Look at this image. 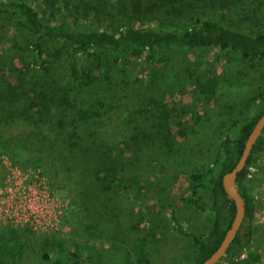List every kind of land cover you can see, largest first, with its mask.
Instances as JSON below:
<instances>
[{"label": "trees", "instance_id": "16d2710c", "mask_svg": "<svg viewBox=\"0 0 264 264\" xmlns=\"http://www.w3.org/2000/svg\"><path fill=\"white\" fill-rule=\"evenodd\" d=\"M37 2L46 5L48 11H40L33 0H0V31L3 32L0 47L9 44L3 30L10 21H14L13 28L19 34L11 47L4 46L0 52V170L6 154L15 161L21 159L23 162L17 161V164L30 166L31 178L43 191V199L49 201L57 196L49 176L69 172L76 178L77 205L84 216L95 219L96 229L108 218L112 223L123 224L128 218L122 209L125 197L119 206L115 201L131 187L155 183L156 160L162 161V157L173 150V140L169 139L173 117L166 108L157 109L164 103L155 101L154 96L162 100L170 84L179 81L176 77L179 75L171 65L159 76L149 72L145 83L125 76L122 70L118 71L121 79L113 81L110 78L113 65L134 49L214 47L263 59V14L259 16L260 26L257 15L243 18L242 21L259 26L249 32L201 16L194 17L190 6H195L194 11L201 15L206 9L227 12L236 5L247 4L249 14L264 5V0H260L257 7L253 5L254 0ZM146 60L149 62L151 56L147 55ZM99 80L105 82L104 91L93 87ZM209 82L215 84L218 80ZM106 98L108 102L103 101ZM255 98L257 102L248 114L227 123L209 165L203 171L196 169L189 174L190 182L182 200L197 212L211 216V223L197 233L186 231L178 224L179 231L189 236L193 244L190 264H202L215 251L234 218L235 202L226 194L222 177L237 163L250 131L264 113V91ZM109 112L114 115L116 112L121 126L112 133H105L103 117ZM141 120L155 128L152 134L140 129ZM14 124L22 128L16 134L11 132ZM141 142L152 153L148 157L155 158L138 154ZM263 153L264 128L236 178L245 201L241 226L246 229L244 233H236L226 254L216 264H264V254L255 241L258 197L249 182L251 168ZM40 161H45L48 168ZM54 161L57 165L49 170ZM158 174L163 176V173ZM26 204V196L13 202L4 223L18 221L24 208L28 211L24 222L30 228L58 229V214L50 219L48 213H34ZM113 204L121 211L116 215L119 217H109ZM170 215L179 223L175 210H171ZM13 238L0 236V257L9 258L6 264H21L27 251L34 252V246L27 247L25 242ZM60 240L61 245L43 241L45 264H86L88 253H82L73 241Z\"/></svg>", "mask_w": 264, "mask_h": 264}, {"label": "rangeland", "instance_id": "374dc122", "mask_svg": "<svg viewBox=\"0 0 264 264\" xmlns=\"http://www.w3.org/2000/svg\"><path fill=\"white\" fill-rule=\"evenodd\" d=\"M33 1L40 11H48L46 5L42 6L37 0ZM259 1L254 0L253 5L257 7ZM190 7L194 17L201 16L205 20H215L249 32L260 26L259 16L264 15V5L249 14L248 8H245L248 7L247 4L236 5L227 12L206 9L201 15L194 11L195 6ZM251 15H257L259 26L242 21ZM13 27L15 23L10 21L3 30L9 44L1 45L0 52L4 46L11 47L12 41H16L19 36ZM147 55L151 56L149 62L146 60ZM171 65L175 68L173 71L179 75L176 76L179 81L170 84L172 86L169 92L162 97L164 100L156 96L154 99L164 103L160 104L158 110L166 108L173 117L174 123L169 136L174 143L173 150L166 153L162 161L156 160L155 183L131 187L126 195L115 201L119 206L125 197L122 201L125 206L122 209L128 215L125 223H112L108 218L96 229L95 219L89 215L84 216L77 205L76 178L71 173L60 172L57 176H49L52 189L57 190V196L48 201L43 199V191L31 178L32 170L29 165H19L23 162L21 159L17 160V164L9 154L3 157V167L0 170V236L15 237L14 240L17 238L25 242L27 247L34 246V252L27 251L21 264H45L42 258L43 241H54L53 243L61 245L60 239L73 241L82 253H88L86 264H190L194 254L193 244L189 236L179 231L178 224L186 231L197 233L198 230H205L211 223V216L206 212H197L182 200L190 182L189 174L196 169L203 171L209 165L213 150L218 147L220 138L225 134L227 123L233 118L248 114L250 107L257 102L256 95L264 91V58H248L235 51H220L214 47L155 51L134 49L122 61L113 65L110 78L113 81L121 79L118 71L122 70L126 73L125 76L130 75V78L145 83L149 72L159 76V73L165 72ZM212 79H217L218 82H209ZM93 87L103 91L106 88L105 82L101 80L96 81ZM91 100L95 104L96 101ZM103 101H107V98ZM165 103L167 107L164 106ZM108 116L103 117L102 125L105 133H112L121 125L116 112L115 115L109 112ZM138 125L148 134L155 130L144 120ZM18 126L14 124L11 130L13 134L22 129ZM138 154L148 157L152 153L141 142ZM153 158L155 157H148ZM41 163L45 169L48 168L44 165L45 161ZM54 165H57L56 161L51 163L49 170L54 169ZM162 167L166 169H161ZM251 171L249 182L255 190L259 205L255 241L264 254V153L258 156ZM158 173H163V176ZM24 194L27 205L34 213H48L50 219V216L58 214L57 230L30 228L24 222L28 219L26 210L25 215L18 221L4 223L6 217L10 216V205L19 201ZM116 205L113 204L110 208L109 217H119L116 215L121 211L116 210ZM171 210L176 211L179 223L172 219ZM53 235L57 238H53ZM8 261L9 258L0 257V264Z\"/></svg>", "mask_w": 264, "mask_h": 264}, {"label": "water", "instance_id": "95a60500", "mask_svg": "<svg viewBox=\"0 0 264 264\" xmlns=\"http://www.w3.org/2000/svg\"><path fill=\"white\" fill-rule=\"evenodd\" d=\"M263 128L264 113L259 117L254 127L250 131L237 163L222 177V184L226 194L235 202V214L230 226L225 232L221 243L215 249V251L212 252V254L202 262V264H216L221 259V257L226 254V251L229 245L232 243L236 233L238 231L244 233V230L246 229V227L241 226L245 216V201L238 189L236 178L238 173L245 167L251 150L257 138L262 133Z\"/></svg>", "mask_w": 264, "mask_h": 264}, {"label": "built area", "instance_id": "2783aa9c", "mask_svg": "<svg viewBox=\"0 0 264 264\" xmlns=\"http://www.w3.org/2000/svg\"><path fill=\"white\" fill-rule=\"evenodd\" d=\"M23 196H26L25 194ZM21 198V197H20ZM49 201V200H48ZM26 208L31 209L27 204H26ZM23 215H25L24 213H26L25 209L23 208ZM32 210V209H31ZM44 214V213H43ZM28 215V213L26 214V216ZM20 219V218H19Z\"/></svg>", "mask_w": 264, "mask_h": 264}]
</instances>
